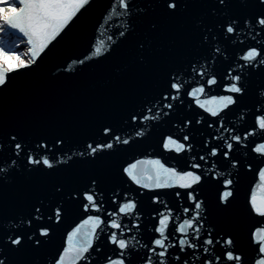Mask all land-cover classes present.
<instances>
[{
	"label": "snow or ice",
	"instance_id": "snow-or-ice-1",
	"mask_svg": "<svg viewBox=\"0 0 264 264\" xmlns=\"http://www.w3.org/2000/svg\"><path fill=\"white\" fill-rule=\"evenodd\" d=\"M97 12L72 65L127 58L108 103L0 116V264H264V0H0V101Z\"/></svg>",
	"mask_w": 264,
	"mask_h": 264
},
{
	"label": "water",
	"instance_id": "water-1",
	"mask_svg": "<svg viewBox=\"0 0 264 264\" xmlns=\"http://www.w3.org/2000/svg\"><path fill=\"white\" fill-rule=\"evenodd\" d=\"M98 17L99 12L74 29L39 68L25 70L24 74H13L17 76L15 86L7 94L6 101H0V116L6 114L9 124L23 120H30L38 125L72 124L88 119L95 109L108 103L113 81L124 74L127 58L122 55L110 65L89 67L83 72L81 66L72 65L73 59L83 58L88 52L93 26ZM18 35L15 33L11 37L16 38ZM25 47L27 46L24 44ZM67 67H72L73 71H63ZM67 77L72 79H65ZM164 130V127L157 130L152 139L130 155L138 158H142V154L156 156L159 149L155 145L160 132ZM251 180V176L243 180L245 193ZM23 187L18 182L15 187L10 188L9 200L14 199ZM260 196L261 192L258 190V199Z\"/></svg>",
	"mask_w": 264,
	"mask_h": 264
},
{
	"label": "trees",
	"instance_id": "trees-1",
	"mask_svg": "<svg viewBox=\"0 0 264 264\" xmlns=\"http://www.w3.org/2000/svg\"><path fill=\"white\" fill-rule=\"evenodd\" d=\"M4 42L9 49L19 52L18 47H15V44L17 42L15 37L13 38L11 36L6 35Z\"/></svg>",
	"mask_w": 264,
	"mask_h": 264
},
{
	"label": "rangeland",
	"instance_id": "rangeland-1",
	"mask_svg": "<svg viewBox=\"0 0 264 264\" xmlns=\"http://www.w3.org/2000/svg\"><path fill=\"white\" fill-rule=\"evenodd\" d=\"M27 47L24 48V44L21 42L20 43V47H18V50H19V53H22V52H26Z\"/></svg>",
	"mask_w": 264,
	"mask_h": 264
},
{
	"label": "built area",
	"instance_id": "built-area-1",
	"mask_svg": "<svg viewBox=\"0 0 264 264\" xmlns=\"http://www.w3.org/2000/svg\"><path fill=\"white\" fill-rule=\"evenodd\" d=\"M26 50H27V48H26ZM25 60H27L28 59V57L27 56H25V57H23Z\"/></svg>",
	"mask_w": 264,
	"mask_h": 264
}]
</instances>
